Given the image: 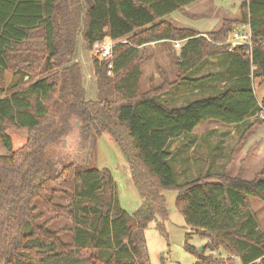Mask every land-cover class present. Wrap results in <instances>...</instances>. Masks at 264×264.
I'll use <instances>...</instances> for the list:
<instances>
[{"label": "trees", "instance_id": "obj_1", "mask_svg": "<svg viewBox=\"0 0 264 264\" xmlns=\"http://www.w3.org/2000/svg\"><path fill=\"white\" fill-rule=\"evenodd\" d=\"M196 1L0 0V142L6 151L0 154V264H151L144 230L157 218L163 228L166 190L177 191L176 210L208 239L210 251L222 249L239 264H264V231L249 207L251 198L264 203V167L251 179L241 176V166L229 175V160L211 172L222 157L220 141L211 147L193 133L206 121L233 126L235 148L264 121V96L259 101L253 86L254 79L264 82V0H243L238 19L225 18L205 35L168 17ZM238 21L250 25L251 57L243 45L222 43ZM105 37L126 41L116 42L107 59L91 57V100L76 57L79 41L91 53ZM174 40H183L170 54L175 77L163 81L166 87L141 91L147 46L162 43L169 50ZM6 71L15 77L8 84ZM180 90L193 97L181 104L164 98ZM6 125L27 130L19 148L12 149ZM105 132L141 198L131 212L121 205L111 170L97 167L92 156L94 140ZM188 151L200 171L178 181L175 162H189ZM61 195L70 201L56 203ZM36 201L54 217H69L70 225L54 231L50 219L39 223ZM188 239L193 264L233 263L200 253Z\"/></svg>", "mask_w": 264, "mask_h": 264}, {"label": "rangeland", "instance_id": "obj_2", "mask_svg": "<svg viewBox=\"0 0 264 264\" xmlns=\"http://www.w3.org/2000/svg\"><path fill=\"white\" fill-rule=\"evenodd\" d=\"M195 7L199 10L205 9L207 11H212L209 10V0L198 2L197 6ZM220 24L221 23H219V26ZM227 36L222 41L223 44L227 43ZM120 41H126V39L121 38ZM169 43L171 44V42ZM176 52H179V48L172 46L169 50H167L166 47L162 45V43L152 42L147 46V50L145 53V55L147 54V59L145 61L143 60L141 63V91H150L156 88L166 87L167 83L175 77V71L171 65L172 63L170 54ZM76 57H78L77 59L80 60L83 64L84 84L87 90V96L89 99L94 100L96 99V77L93 75L92 68H90L91 53L85 50L82 41H79V54L76 55ZM7 73H9V71H6L5 73V82L8 84L9 81ZM164 80L167 82L166 84H164ZM28 84L29 82H25L23 86H26ZM253 86L257 99L261 101L262 97L264 96V82L259 85V79H254ZM191 97H193V94L189 93V91L187 90H180L177 94L172 92L168 93L167 95L164 94V98L168 100H174L175 104H181L184 102V100L190 99ZM197 127L198 128L196 129V135L199 139V142H203L202 139L206 138L211 147L215 146L217 142L219 143V141L220 143L222 142L220 145H223L220 147L222 157H219V159H217V161L211 165V172H217L221 167L220 164H224L229 160V164L227 165V171L229 175H236L241 166V176L249 175L247 178H245L244 176L242 177L245 179H251L256 173L255 169H259L258 171H260L264 167V158L256 161L254 155L252 154L254 149L257 147V145L259 146L260 143V141H256V139L261 140V142H264V121L260 125L255 126V128L253 129L254 131L252 133L251 129L245 135L243 140H240V146L235 148L234 144H236L238 136L235 133L231 134V132L233 131L231 126H224L216 121H206L202 122ZM224 128L226 132H218ZM5 129L11 136L12 149L19 148L24 144L27 136L26 129H19L10 125H6ZM109 139L111 138L109 137ZM249 139L253 141L248 145L247 142ZM100 144L101 141L99 140V138H96L93 143L95 155L92 154V156H95L96 163L97 158L100 161V164H97V167L102 168V166H108V168L112 169L111 172L116 182L118 197L121 202V205L126 210L131 212L138 207L137 198L139 196L134 183H132L133 180L132 178L128 179L127 183L124 179H122L123 172L121 171V168H118L117 163L119 158L116 152L113 151L110 146H108L106 141H104L103 144L106 152H103ZM99 146L101 149L100 155L97 151V147ZM242 147L245 148L246 151L241 152L240 150ZM116 148L118 150V154L122 155L117 144ZM206 151H208V148L203 145L200 154L205 155ZM5 152L6 151L0 142V154ZM211 152L213 153V150H211ZM187 155H189V162H184L181 164L179 162H175V169L176 171H179V176L177 178L178 181L192 178L196 176L200 171L199 166L201 164H199L197 159L193 158L192 152L188 151ZM121 160L125 163L122 158ZM186 166L187 170H184ZM216 177L217 176L212 175L211 180H216ZM162 193L166 199L165 207L168 212V218L162 222L163 228L157 225V223H159L161 220L160 218H157L156 221L150 222L144 230L146 247L151 264H193L195 262V256L185 248L186 234L190 235L188 243L194 246L196 250L200 253L212 254L218 258L223 259L231 258L233 262L232 264H239L238 258L229 255L222 249L210 251L207 248L208 239L206 237L198 236L190 227L185 224L183 215L175 208V197L177 194L176 190H166ZM54 201L60 204H67L70 200L68 197L61 195L55 197ZM35 206L36 214L39 215L38 222L43 223L50 219L48 223V228L50 230L56 231L62 229L65 226L70 225L71 219L66 215L63 214L54 217V214L48 213L42 207L39 201L35 202ZM249 207L256 214L258 224L260 228L264 231V203L260 200L251 198L249 201ZM61 237L66 242L71 241V236L69 234H63Z\"/></svg>", "mask_w": 264, "mask_h": 264}, {"label": "crops", "instance_id": "obj_3", "mask_svg": "<svg viewBox=\"0 0 264 264\" xmlns=\"http://www.w3.org/2000/svg\"><path fill=\"white\" fill-rule=\"evenodd\" d=\"M201 1H206V0H198V1L188 5L185 8L173 11L168 16L169 19L176 26L189 27V28H192V29H194L196 31H199L202 35H205L206 32L217 29V27L219 26V23H221V21L223 19H225V18L238 19L239 14H240L239 6H240V4H241V2L243 0H209L210 1V9L209 10H212V11H207L205 9L199 10L198 8H196L195 6H197V3L201 2ZM7 75H8V81H9L8 83H10L15 77L12 74V72L7 73ZM213 122H215V121H213ZM231 127H232V130H233V131L231 130L232 131L231 134H234V127L233 126H231ZM197 128L198 127H196L194 129L193 133H195V134L197 133L196 132ZM254 128L255 127L252 128L251 133L254 131L253 130ZM218 132L222 133V132H226V131H225V128H224V129H222V130H220ZM109 137L110 136L108 134H106V133H103L100 137H98L99 140L101 141V144H100L101 149L103 150V152H106V150L104 148V145H103L104 141H106L108 146H110V148L113 149V151L116 152V154H117V156L119 158L118 163H117L118 168H121V171L123 172L122 179H124L127 182L128 179H131V175H130V172H129L128 164L125 161V159L123 158V155L118 154V150L116 148L115 142H113L112 139H109ZM220 140H222V139H220ZM252 141L253 140L249 139L247 144L249 145ZM256 141H260V143H259V146L257 145V147L254 149L252 154L254 155L256 161H258L259 159H263L264 158V142H261V140H258V139H256ZM100 146L97 147V151H98L99 155H100V150H101ZM221 146H223V145H220V147ZM220 147L217 150V153L220 151ZM240 151L244 152V151H246V149L242 147ZM121 158L125 161V163L122 162ZM99 162L100 161L97 158V164L98 165L100 164ZM102 167H104V166H102ZM105 167L108 168V166H105ZM110 170H112V169H110ZM258 170L259 169H255V172L256 173L259 172ZM242 176L247 178L249 175H242ZM137 199H138L137 200V204L139 206L140 203H141L140 196H138Z\"/></svg>", "mask_w": 264, "mask_h": 264}, {"label": "built area", "instance_id": "obj_4", "mask_svg": "<svg viewBox=\"0 0 264 264\" xmlns=\"http://www.w3.org/2000/svg\"><path fill=\"white\" fill-rule=\"evenodd\" d=\"M227 43L229 48L232 49L234 46L243 45L245 47V53L251 57L252 50V35L251 29L248 22H235L232 25L231 30L228 32ZM120 40H112L109 37H105L101 41H96L93 43L91 48V57L98 60L107 59L111 56L112 48ZM174 47L180 48L183 40H174L172 41ZM264 115V111L261 112Z\"/></svg>", "mask_w": 264, "mask_h": 264}]
</instances>
